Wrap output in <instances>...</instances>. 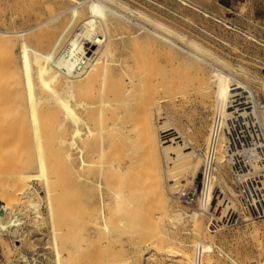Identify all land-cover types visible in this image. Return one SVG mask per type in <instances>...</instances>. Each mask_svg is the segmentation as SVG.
<instances>
[{
  "label": "bare ground",
  "instance_id": "6f19581e",
  "mask_svg": "<svg viewBox=\"0 0 264 264\" xmlns=\"http://www.w3.org/2000/svg\"><path fill=\"white\" fill-rule=\"evenodd\" d=\"M177 1L205 17L224 22L223 19L207 14L205 8H200L189 0ZM74 2L58 11L51 8L42 9L44 7H40L42 10L39 8L19 12L12 10L13 17L8 20L9 23L0 21V114L5 115L0 117V148L7 146L12 150L17 143L15 137L24 136L29 142L32 156H35L33 162L28 163L26 168L36 169L33 174L26 173L23 169L19 170L22 171L20 174L16 171L18 174L16 173L14 178L17 182L14 180L16 183H8L10 186L13 185L12 190L10 186H5L7 190L3 188L5 192L0 188V201L10 206L12 201L20 198L26 205L30 200L29 194L33 192L26 188L28 184L26 178L32 175L41 179L46 208L45 218L51 236L50 241L53 243L52 250L55 247L53 258L56 261H53L60 264V260H63L64 264L69 252L67 249L66 258L62 259L60 254L65 247L62 244L63 248L58 247L60 251L57 249L55 234L58 235L60 244L64 233L69 234L67 229L58 230L56 227L58 226L56 211L59 212L60 209H54L58 207V202H55L59 200L54 196L57 193L59 195L58 191L63 186L59 188L56 185L59 189L54 193L56 187L53 182L57 184L58 182L51 178L63 177V172L67 169L63 168L64 171L61 169V173L55 169L56 162L52 165L49 163L53 162L51 158L58 157L59 154L56 156L52 154V157L46 154L54 151L60 153L59 157L63 156L73 168L74 179L73 175L70 176L71 173L69 175L67 173L66 178L70 176L75 181L80 197L81 192H84L82 196L85 195L92 189V185L101 183L102 178L106 184L108 199L99 200L100 208L96 207L100 209L98 212L90 208L89 217L83 214L85 211H80L83 210L80 204L79 216L76 218V224H73L75 227L84 229L85 216V219H90L96 228L102 227L105 235H110L111 241L118 236L117 233V236L113 237L114 232L118 230L126 236L125 240L132 246L134 252L143 253V259L146 257L151 262L160 248L159 244L162 242L166 245L165 239L156 235L159 228L156 227L155 216L140 213L139 204L142 202L140 200L152 198L160 203L166 212L171 209L168 219L172 225L187 223L188 239L186 237L182 239L184 240L182 243L178 242V251L182 250L184 255L177 264H193L197 246L202 247L201 264H209L210 261L212 264H222L219 257H213L217 255L215 251L218 256H224L230 264H241L240 258L237 260L232 253L223 249L224 246L221 247L222 243L221 246L220 244L214 246L215 235L207 232L208 228L203 218H208L212 210L211 212L217 214L216 219L221 223L222 229H227L234 217L240 214V206L234 199L236 191L231 178V160L243 132L250 131L253 136L263 141L264 106L259 103L257 93L249 84V80H255L257 77L247 73L241 65H230L220 58H217L215 63L208 61L202 54L204 51L207 52L205 48L165 22L162 17L165 15L169 17V11L159 3L154 4V8L151 7L152 12H144L130 9L120 0H74ZM67 17L76 21L73 27L66 32L54 33L61 21ZM171 19L187 20L186 16L180 13ZM224 25L231 28L227 24ZM246 37L256 41L255 37ZM195 61L207 65L213 73L209 72L207 84L201 88L205 93L200 97V102L191 107L186 101L185 92L175 91L177 88L171 77L176 67L186 69ZM224 68H228L229 71ZM152 72L157 75L156 81L152 82L156 94L149 97L142 94V91L149 82L151 83ZM178 101L182 103L181 106L195 112L191 126L192 135L190 132L191 139L181 133L173 122L174 117H170L171 111L177 109L175 102L176 105H180L177 104ZM179 105L178 107H181ZM216 112L222 115V129L216 154L214 174L216 183L210 204L211 210L203 209L197 204L191 206L184 204V207L190 209L184 210L183 205L179 207L177 201L174 202L173 194L178 187L197 181L203 146H206L211 120ZM173 113L176 114V111ZM51 120L56 121L50 124L52 127L46 123ZM188 128L187 125L185 130L190 131ZM48 163L51 168H48ZM71 167H68V170ZM47 169H55L57 173ZM58 178L56 180H59ZM71 181L69 179V182ZM65 182L64 184L69 185L68 180ZM50 183L53 184L54 190L48 187ZM51 197L52 200H56L55 204H52ZM246 198L257 208L263 207L264 192L246 191ZM210 199L209 196L207 205ZM94 205L90 207L95 208ZM104 209L107 210V214ZM105 218L108 222L103 221ZM60 222L61 220L58 221L60 228L64 229L61 225L63 221ZM257 224L246 223L245 226H248L244 228V233L257 234V229H264V223L261 226ZM66 227L71 230V225ZM156 229L158 232L155 234ZM4 231L8 232L3 223V227L0 226V233ZM73 232L74 230L72 234ZM74 242L73 250L76 248L75 245L79 244L78 241V244ZM118 243V246L114 245L123 253L122 247L119 248L121 241L118 240ZM227 244L224 245L229 247L231 243L229 246ZM108 245L104 251L109 249ZM118 251L111 248L108 252L111 254H107L108 258L114 259L115 256L122 255ZM192 251L194 252L191 253ZM179 254L180 252L175 256ZM107 255L104 260L106 262ZM245 256L243 257L246 259ZM145 262L148 263L146 260Z\"/></svg>",
  "mask_w": 264,
  "mask_h": 264
},
{
  "label": "rangeland",
  "instance_id": "374dc122",
  "mask_svg": "<svg viewBox=\"0 0 264 264\" xmlns=\"http://www.w3.org/2000/svg\"><path fill=\"white\" fill-rule=\"evenodd\" d=\"M120 1H123V3H126V5H128V8L130 9H136V10L138 9L144 12H152L151 9L154 8V4L159 3L160 6L164 7L165 9L169 11L168 13L169 17L166 15L163 17L161 16L165 20V22L169 24L170 27L175 28L178 31L184 33L187 38L195 40V42H197L200 47L205 48L207 52L204 51V53L202 54L208 61L215 63V60L217 58H220L222 60H225L230 65H241L242 67H244L247 73L251 75H255L257 79L251 80V81L249 80V84L251 85L253 90H255V92L257 93V98H258L259 103L264 106V45H263L264 44V0H210V1L208 0L206 1L205 0H189L193 4L197 6L199 5L200 8H205L207 11L206 12L207 14L209 15L211 14V16H216L219 19H223V21L226 23L218 22L216 20L210 19L209 17H205L203 14L197 13V11L189 9L186 6L180 5V3L177 0H120ZM74 3H75L74 0H0V19H1L0 21H6L5 24H7V21L9 19H12L13 17L11 13L12 10H17L19 12V11H25L26 9L35 10L36 8L37 9L39 8L40 10L41 9L40 7H44L42 9L48 8L50 10L51 8L55 11L56 10L58 11L60 9H65L69 7L70 4H74ZM179 13L186 16L187 20L183 21L182 19H175V20L171 19V17L174 18L175 15ZM9 22L10 21H8V23ZM75 22L76 21L73 18L67 17L66 19L61 21V23L56 28V31L54 33H60V31H63V32L69 31L73 27ZM224 24H227L231 28H226ZM245 35L253 37V38L255 37L256 41L254 42L248 39ZM176 60L177 59L175 58V61ZM224 69L229 71L228 68H224ZM173 72L174 73L171 77V80L177 88L175 91L180 92V93L185 92V95L187 96L186 101L188 102L189 106L192 107V106L198 105V102H200V97L205 93V90L204 89L202 90L201 88H203L207 84L206 80L209 75V72L213 73L210 67H208L205 64L195 61L190 67L186 69H181V68L179 69V67H176ZM150 75L152 77L151 83L149 82L147 86L145 87V89H143L142 91V94H144L145 96H149V97L150 95L156 94V89L154 86H152V82L156 81V77H157V75L153 74V72ZM178 103H180V105ZM177 104L181 106L182 103L178 101ZM178 105H176V102H175V106L177 107V109L175 107L174 110L176 109L175 111L177 115L173 113L175 111L172 110L170 113V117L171 116L172 118L174 117L173 118L174 121L172 118L171 119L174 123H176L175 125L178 126L177 128L180 129L181 133L183 132L182 134H184L186 138L191 139L192 137L191 136L192 135L191 126L193 125L192 122L194 119L195 112L186 108L183 105L182 106L184 107V109L182 106L178 107ZM4 116H5L4 114H0V117H4ZM53 122H56V121L51 120V122L47 121L46 123H48L47 125H50V124L52 125ZM177 122H178V125H177ZM189 122H190V125H189ZM179 125H182V126L179 127ZM187 125L190 131H186ZM184 130L187 133L186 132L184 133ZM190 132H191V135H190ZM206 137H207V134H206ZM48 138H47V141H48ZM15 140L17 143L14 144V148L12 150L7 148V146L4 148H0V184L2 183L0 185V188L4 192L5 190L3 188L5 186H8V187L10 186L8 183H13L14 180L15 181L17 180L14 178L16 177L14 175L20 169H23V171L29 174H33L36 172L35 168H29V169L26 168L27 164L32 163L33 159H35V156L34 155H33L34 157L32 156L33 153L29 146V142L26 140V138H24V136H21V135L16 136ZM203 147H205V145ZM54 153H55L54 151H52V153L50 151L46 154V156L49 155L50 157H52L58 154L60 155V153L56 152L55 155ZM59 155L58 157L56 156L55 158H51L53 162H49V163L52 165L56 162L55 165H57L58 167L61 166V168H56L57 166H55V169H58L59 172H61V169L63 168L65 170L67 169V171L63 172L64 173L63 177L60 174H57L62 177L63 181L60 179L61 177L58 178V176L57 177L52 176L51 178V179L55 178L54 181L58 182V184L53 182L54 186L56 187V190L54 193H57L60 186H63L62 189L58 191L59 195L57 193L55 194L56 196H54L55 199L58 198L59 200L58 199H57L58 201H56L55 199L52 200L53 199L52 197H51V200H52V204L54 203V201H56L55 203L58 202L57 203L58 207L56 206L54 207V209L55 208H57V210L58 208L60 209L59 212L56 211L57 214L55 212L57 216L56 224H58V226L56 225V227L58 228V230L67 229L68 234H69V235H66L63 231L65 236L61 234L64 236L63 241L61 239V244L58 243V239H57L58 235L55 234L57 249L58 247L63 248V245L66 249V251L64 249L62 253L60 254L62 259L66 258L65 253L67 254L69 252L68 255L70 254L69 257L67 255L68 259H65L64 264L65 262L67 264H112L113 262H114L113 264H116V263L118 264H144V263L145 264H151V263L152 264H177V261L182 260V256L184 255V252L182 250L178 251L177 247H178V242L182 243V241H184L182 240L183 238L187 237L188 239V234L186 231L187 223L184 222V223L176 224L177 226L172 225V223L168 219V215H169V212H171L170 211L171 209L169 208V211L166 212V210L162 208L161 204L155 202L154 199L152 198L150 199L145 198V199L140 200L142 201L139 204L141 207L140 213H142V215L146 214L145 216H150V215L155 216V220H157L155 221V224H156L157 229L159 228L158 229L159 233L156 234L157 229L154 230V232L156 235H159L163 237V239H165L164 243L166 242V245H164L162 242H161L162 244L161 243L159 244L160 248L159 250L156 251L155 256H154L155 258H153L151 262L147 260L145 257V260L148 263H146L145 260L143 259L142 257L143 253L141 254L138 252H134L132 250L133 249L132 246L128 242H126L125 240L126 236L123 233H120V231L118 230L114 232L113 237L117 236V233H118V236H117L118 239L117 237L116 238L114 237V239L112 238V241L116 242L114 243L110 240L111 239L110 235L109 236L107 234H106L107 236L105 235L106 232L103 231L102 227L96 228V225L93 222L91 223V220L89 218H88L89 220L85 219V216L89 217L91 209L92 210L94 209L93 211L95 212L96 211L98 212L100 210L96 208L97 206L98 208H100V204H99L100 201H106L108 199L106 197L107 188H106V184L104 183V178L101 179V183L96 184L97 187L96 185H92V189H89L90 191H87V193L85 194L86 196L85 195L82 196V193L84 192H81V197H83L81 199L80 195L77 192L75 181L73 180L74 179V174H73L74 172H72L73 168L71 167L70 164H68L65 161L63 156H60L61 157L60 159ZM47 159H50V158H47ZM56 160L62 163L60 164ZM49 163H48V166H49L48 168H51L52 166H50ZM65 163H67V166L69 168L71 167L70 170H68V167L66 168ZM55 169L53 170L47 169V171L55 172L54 171ZM20 173H22V171H19V174ZM55 173H57V170ZM67 173L68 175L69 173H71L70 176L73 175V179H71L70 176L66 178ZM64 177L66 179H64ZM57 178L61 181L56 180ZM69 179L72 181L69 182ZM26 180H27L26 182L28 183L26 188H29L33 191L31 194H29L28 198H30V200L27 202L26 205L25 203H22L23 200L20 198H19L20 200L15 199V201H12L11 203L12 205L10 204V206L9 204H6V202L4 201L3 202L2 200L0 201V226L3 227V223H4L5 229L8 230V232L4 231L0 233V264H11V263L19 264L21 257H24L26 255H35V254L38 258L36 261L39 262L36 264H56V262L53 261L55 260L54 259L55 255H53L55 254V252H53L55 247L52 250L53 246L51 245H53V243L50 241L51 236H50V233L48 232V225H47L46 218H45L46 208H45V201L43 198L44 190L42 188L41 179L31 175L28 178H26ZM67 180H68L69 185L66 183ZM52 181L53 180H51L50 182L52 183ZM64 181H66L65 182L66 184H64ZM72 182H74V184H72ZM56 185H58L59 188ZM12 186H10L9 188L11 189ZM49 186L50 188L52 187V190H54L53 184L51 185L48 184V187ZM52 190H50V194L53 193V192L51 193ZM3 191H2V194L4 195ZM0 193H1V190H0ZM173 196L175 197V199L177 198L175 194H173ZM175 199H174V202L177 201L176 203L178 204L179 207H181L183 204L180 201H178V199L176 200ZM234 199L238 204H240L236 198V195ZM92 204L96 205V206L94 205L96 209L90 207V205L92 206ZM79 206L80 207L83 206V208H81L83 210H80V211H85L83 213L85 214V216L83 215L84 221L82 220L84 222L83 223L84 229H80L74 226L76 224V218L77 216H79L78 214V208H80ZM182 208H185L184 210H186L187 207H184L183 205ZM187 210H190V209L187 208ZM104 212L105 214H107L106 209H104ZM158 217H160V219ZM106 219L107 218H105V220L103 221L106 222L107 221ZM203 219H205L203 220V222L204 223L206 222L205 224L207 225L209 216L208 218L204 217ZM59 220H61V222L63 221L62 222L63 224L61 225L64 226V229L60 228V224L58 223ZM89 222L92 225L89 224ZM252 222L253 224L258 223L257 225L261 226L264 223V217L255 219ZM69 224L71 225V230L69 229V227H66V226H70ZM72 225L74 226V229H72L73 228ZM87 226H89L90 228ZM170 226H172L174 229L171 228ZM246 226L240 225L238 227H232V228H227V229L224 228L218 233H212L213 235H215L214 236L215 241L213 240L214 246H219V244L222 243V246L221 244L220 246L221 247L224 246L225 248L223 247V249L224 250L226 249L225 251L232 253V255L235 256L237 260H239L240 258L241 264L242 263L243 264L244 263L245 264H264V229H261V228L257 229L256 230L257 234L252 233V232L244 233V228ZM73 230L74 232L72 234ZM76 231H78L79 234ZM60 232L62 233L61 230ZM60 232L58 233L57 231L58 234H60ZM207 232L209 231L207 230ZM182 233H184L185 237ZM209 234L212 235L210 232ZM77 238H80V239H77ZM232 238L234 239L233 241H235L234 243L232 241ZM74 240L77 244L79 242V244L75 245V247L77 248L78 246H80V248L79 247L77 249L75 248L76 249V250L74 249L75 251L73 250ZM107 240H109V242ZM118 240L121 241L120 243L121 246L119 248L122 247L121 249L123 250L124 254L118 251V247H117L119 244ZM225 240L227 241L226 243H225ZM75 242L74 244H76ZM105 242L107 245L110 242H111L110 243L111 245L113 244L112 246L109 244L108 245L109 249H106V251H104L105 250L104 248L107 246ZM227 243L228 244L231 243L230 244L231 247ZM58 244H60V246ZM114 244H117V246H115ZM224 244L225 245L227 244L229 247L225 246ZM179 245L181 244L179 243ZM114 246L117 249H115ZM110 247L113 248L116 252L118 251L119 254H122L123 256L118 255V256H115L116 258L114 259L108 258L109 257L108 255L111 254V253H108L109 250H111ZM67 249H68V252H67ZM121 249L120 251L122 252ZM172 251L174 252L177 251L176 252L177 254L178 252H180V254L178 256H175L177 254L174 252L173 254ZM193 252L194 251H192L191 253ZM214 253L217 255L213 257H216V256L219 257L218 259L219 261L220 260L222 261V262L220 261L222 264H230L229 261L224 256H221V255L218 256V253L216 251ZM243 254H245L247 257ZM106 255L108 259L107 262L104 261L106 260L105 259ZM191 256L193 257V254H191ZM243 256L246 257L247 261ZM248 256L250 257V259ZM78 257L80 258L78 259ZM110 257L112 256L110 255ZM119 257L121 258L119 259ZM223 258H225V262H223L224 261ZM204 259L205 257L203 258V261ZM205 262L206 261H204V263ZM211 262L212 261H210L209 264ZM60 264H63V260H60Z\"/></svg>",
  "mask_w": 264,
  "mask_h": 264
},
{
  "label": "built area",
  "instance_id": "2783aa9c",
  "mask_svg": "<svg viewBox=\"0 0 264 264\" xmlns=\"http://www.w3.org/2000/svg\"><path fill=\"white\" fill-rule=\"evenodd\" d=\"M222 129V115L214 113L210 130L202 153V161L199 168L198 179L190 184L178 187L175 195L184 205L197 204L203 209L211 210V200L215 190V166L216 154L219 138ZM240 143L231 160V178L236 191V198L240 203V214H237L229 228L238 227L250 223L255 219L264 217V204L262 208H257L253 203H249L246 198V191L264 192V137L263 141L253 136L250 131H245L240 135ZM209 196L211 197L207 205ZM209 206V207H207ZM212 211V210H211ZM207 222L208 231L218 233L223 230L221 223L216 219V213L211 212ZM215 214V217H214ZM202 247L197 246L194 254L193 264H201ZM38 258L35 255L21 257L19 264H36Z\"/></svg>",
  "mask_w": 264,
  "mask_h": 264
}]
</instances>
